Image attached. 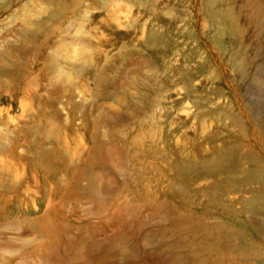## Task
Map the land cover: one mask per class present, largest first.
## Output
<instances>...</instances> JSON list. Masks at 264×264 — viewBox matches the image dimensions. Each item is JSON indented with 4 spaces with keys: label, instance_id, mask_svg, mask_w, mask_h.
Here are the masks:
<instances>
[{
    "label": "rangeland",
    "instance_id": "rangeland-1",
    "mask_svg": "<svg viewBox=\"0 0 264 264\" xmlns=\"http://www.w3.org/2000/svg\"><path fill=\"white\" fill-rule=\"evenodd\" d=\"M5 49L49 139L0 166V264H258L264 0H0ZM233 146L257 164L210 171Z\"/></svg>",
    "mask_w": 264,
    "mask_h": 264
},
{
    "label": "bare ground",
    "instance_id": "bare-ground-1",
    "mask_svg": "<svg viewBox=\"0 0 264 264\" xmlns=\"http://www.w3.org/2000/svg\"><path fill=\"white\" fill-rule=\"evenodd\" d=\"M6 53L9 54L10 50L5 49L4 52L0 54V158H1L0 166L4 170L6 168V164L8 160H12L16 158L18 162L20 163L22 162V159L21 158L19 159V157H17L18 155L16 154V151L23 147L19 145L20 136L23 137L26 142L31 139L32 142L31 141L30 142L32 144L34 145L38 144V146L36 145L37 149H39L38 151H40V146L43 145L44 140L48 138L46 137V135H48L45 130L46 126L43 124H38L40 122L32 126L31 125L21 126V118L23 117L26 118L28 116L30 117V115L26 111L25 108L26 104L24 103V101H20L19 103L17 102V104L21 105V114L17 116L16 113L15 115L13 113L16 100L11 101L12 95L8 92V90L12 88V83L4 80V77L6 74L9 73V70L13 69V63L8 62L7 60L8 58L6 59L5 56ZM57 69H58L57 64L53 63L49 68V73L52 74L53 76V74L56 73ZM239 74L244 79L248 77L247 75L248 73L245 65H241L239 67ZM31 88H33V82L31 84ZM4 93H7V96H4ZM30 97L32 96L31 95L26 96V98L28 99L27 101L30 100ZM5 105H8V108H5ZM254 122L257 126L260 137L264 140V130H261L259 128L261 125H259L258 123L259 121L257 117L254 119ZM53 134L54 132L52 133V135ZM25 153L27 152L25 151ZM39 155H41V153ZM248 159H250L252 163L257 164L255 162L256 160L252 157V155L249 154L248 156H245L242 154L241 146L227 147L224 150H222L220 153H218L217 160L215 161V163L213 162L214 164L210 163L208 165V168L210 171H213L211 169L224 170V169H228L229 167H238L240 164H243L245 161L249 162ZM13 174L15 179L17 180L19 177L18 171L15 170ZM254 180L264 184V170H251L247 174L246 178H244V182L254 181ZM13 182L14 183L16 182L17 184L18 181L14 180ZM261 188L262 190L257 191L259 195L253 198L251 203L249 204L250 210L254 214L260 212L261 207L264 209V185H261ZM52 218H54V222L52 224H44L41 227L46 230L47 229L53 230L55 235L58 236L64 231V227L59 224L58 222L59 216L56 212L53 213ZM223 231L224 229H221L218 232L217 236L215 237V240L217 244L221 247V250L224 252L223 255L225 259L232 260L233 257L231 256L233 255V252H237L239 247L236 245V242L234 243L233 241L227 240L226 236L223 234L224 233ZM248 254L247 255L244 254V255L253 257L258 262V264H264L263 249L259 244L255 243V246H253L251 249V253Z\"/></svg>",
    "mask_w": 264,
    "mask_h": 264
}]
</instances>
